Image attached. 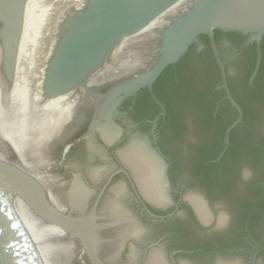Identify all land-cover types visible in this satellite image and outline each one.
Returning a JSON list of instances; mask_svg holds the SVG:
<instances>
[{"label": "water", "instance_id": "95a60500", "mask_svg": "<svg viewBox=\"0 0 264 264\" xmlns=\"http://www.w3.org/2000/svg\"><path fill=\"white\" fill-rule=\"evenodd\" d=\"M215 30L249 35L257 45L254 77L264 35V0H0V264H106L97 243L104 257L110 253L113 259L126 246L128 260L138 259L135 240L159 230L138 224L139 208L130 197L125 201L123 185L116 184L94 221L96 239L91 222L103 189L85 217L75 215L87 194L76 181L65 186L52 173L59 162L53 147L86 102L88 86L113 80L105 108L112 105L117 111L140 88L151 92L165 67L199 35L209 39L223 88L239 114L227 129L228 143L242 114L227 89ZM201 67L196 61L194 71ZM183 120L189 125L193 121ZM99 126L105 139L114 137L115 129L105 118ZM260 132L264 135V123ZM201 141L194 133L189 140L173 141L170 148L186 156ZM118 154L142 194L164 206L163 162L139 137ZM241 167L243 174H252L247 163ZM98 174L89 172L92 178ZM189 199L205 219L201 199ZM149 264H162L159 251L152 252Z\"/></svg>", "mask_w": 264, "mask_h": 264}, {"label": "flooded vegetation", "instance_id": "af4514ba", "mask_svg": "<svg viewBox=\"0 0 264 264\" xmlns=\"http://www.w3.org/2000/svg\"><path fill=\"white\" fill-rule=\"evenodd\" d=\"M263 38L258 46L260 62L252 77L258 54L249 35L214 31L230 98L242 114L229 131L228 143L227 129L239 114L223 88L222 73L205 35L197 36L176 62L165 67L151 92L140 88L125 98L117 111L112 105L105 108L113 80L88 86L91 93L83 90L86 102L74 112L62 140L53 147L59 162L52 173L65 186L76 181L86 191L82 208L75 210L80 217L90 212L103 189L91 222L96 239L94 221L101 217L99 211L116 184L123 185L128 195L125 201L130 197L139 208L138 224L144 227L149 223L159 230L150 236L142 232L135 240L139 257L132 262L126 246L110 259V253L104 257L99 252L97 243L104 263L149 264L152 252L159 251L162 264H264V135L260 132L264 123ZM253 53V71L245 82ZM196 61L202 63L198 72L194 71ZM185 117L193 119L191 125L183 120ZM104 118L115 129L110 139H105L99 126ZM194 133L203 141L191 145L188 155L170 148L173 141L189 140ZM133 137L141 138L164 164L167 203L162 207L142 194L130 167L119 157L118 151ZM242 163L251 167L247 179ZM92 170L99 171L96 178L89 175ZM193 196L203 202L205 219L191 203ZM106 217L110 220L109 214Z\"/></svg>", "mask_w": 264, "mask_h": 264}, {"label": "trees", "instance_id": "16d2710c", "mask_svg": "<svg viewBox=\"0 0 264 264\" xmlns=\"http://www.w3.org/2000/svg\"><path fill=\"white\" fill-rule=\"evenodd\" d=\"M238 35V34H237ZM236 35V36H237ZM235 36V35H234ZM239 37H240V35H238ZM216 38H217V35H216ZM264 39V38H263ZM253 55V60L251 61V66H250V68H249V70L247 71V77L244 79L245 80V82L248 80V77H249V75L252 73V71H253V67H254V63H255V53H253L252 54ZM262 72V68L260 67L259 68V70H258V72H257V75L259 76L260 75V73ZM257 76V77H258ZM255 118L256 119H258L259 118V116L257 115V116H255Z\"/></svg>", "mask_w": 264, "mask_h": 264}, {"label": "clouds", "instance_id": "9594fccd", "mask_svg": "<svg viewBox=\"0 0 264 264\" xmlns=\"http://www.w3.org/2000/svg\"><path fill=\"white\" fill-rule=\"evenodd\" d=\"M250 176H251L250 171L245 170V172H244V177L247 179V178H249Z\"/></svg>", "mask_w": 264, "mask_h": 264}]
</instances>
